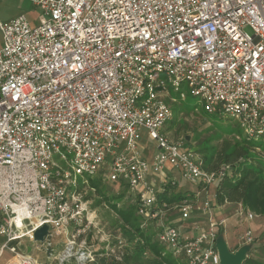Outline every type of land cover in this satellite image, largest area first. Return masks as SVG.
I'll list each match as a JSON object with an SVG mask.
<instances>
[{
  "label": "built area",
  "instance_id": "2783aa9c",
  "mask_svg": "<svg viewBox=\"0 0 264 264\" xmlns=\"http://www.w3.org/2000/svg\"><path fill=\"white\" fill-rule=\"evenodd\" d=\"M29 1L40 24L0 22V263L93 264L88 237L99 224L84 192L98 176L126 187L146 222L171 205L190 219V195L170 205L158 194L178 175L217 186L231 167L208 172L162 133L171 89L185 97L187 86L206 113L264 138V0ZM143 130L157 145L151 162ZM202 211L211 214L208 200ZM216 239L215 225L194 236L169 225L157 242L185 264H221ZM27 241L37 255L18 251ZM252 242L249 232L243 245Z\"/></svg>",
  "mask_w": 264,
  "mask_h": 264
},
{
  "label": "rangeland",
  "instance_id": "374dc122",
  "mask_svg": "<svg viewBox=\"0 0 264 264\" xmlns=\"http://www.w3.org/2000/svg\"><path fill=\"white\" fill-rule=\"evenodd\" d=\"M21 15H24L32 26H37L43 19V11L35 7L29 0H0V22L10 21ZM3 47L4 37L0 31V49ZM167 83H170V81H167ZM182 91L185 97L173 89L169 93L163 94L169 102L173 117L163 128L162 133L172 142L184 143V147L180 149V152H193L197 159L204 162L210 159L213 152L221 151L226 143H238L246 139L238 119L227 114L206 113L204 102L200 98L194 97L187 86H184ZM248 143L258 146L260 149L250 154L251 159L247 164H259L262 167L264 178V138L252 140ZM139 145L144 157L151 162L152 153L155 152L157 145L144 130L141 133ZM107 161H112V157L108 156ZM93 180L98 181V187L96 189L92 188L89 183L88 189L84 192L86 198L91 201L92 210L96 213L99 224V228L88 237L89 245L97 251V260L93 264H158L161 262L159 258L150 252L144 253L142 257L137 256V245L140 243L141 238L131 230L130 226L118 213V210L129 213L128 210L136 206L132 202L133 197H131L132 194L128 189L126 187L123 189L121 184H115L108 179L101 181L99 176ZM160 180L155 179L156 182ZM176 181L177 186L169 192V197L178 191L184 194L191 190L189 193L191 198L195 195L192 193L193 191L198 190V192H201L198 197H194L192 200L189 198V204L192 205L190 219L188 221L182 220L179 205H171L162 209L159 219L153 222H146L143 218L137 216L136 212L135 214L131 212V217L136 218L140 228L143 229L144 237L151 238V241L155 243L158 241V235L163 226L175 225L181 233L194 236L199 232L208 231L212 225H215L217 238L223 236L237 251L243 246V238L251 232L253 242L248 256L259 262H264L263 216L258 215L243 204L219 206L214 199L217 186L198 187L196 184L185 181L179 175ZM189 194H185V197L182 195V201L187 199L186 195ZM206 200L210 202L211 214H205L202 211ZM112 205L116 206V209ZM240 210H243V212L240 213ZM221 211L224 214H221ZM248 214L254 216L252 221L248 219ZM222 220L225 221V224L220 227L219 224ZM130 233H134L135 238L133 240L129 236ZM3 241V238L0 237V243ZM159 246L161 250L160 257H167L175 261V264H185L170 249L160 244ZM35 247L36 244L31 245L27 241L24 246L18 248V251H28L37 255ZM7 258L9 256L5 255L4 260H7ZM40 261L48 263L47 257L44 255H40ZM0 264L6 263L4 261Z\"/></svg>",
  "mask_w": 264,
  "mask_h": 264
},
{
  "label": "trees",
  "instance_id": "16d2710c",
  "mask_svg": "<svg viewBox=\"0 0 264 264\" xmlns=\"http://www.w3.org/2000/svg\"><path fill=\"white\" fill-rule=\"evenodd\" d=\"M252 140L255 139L246 138L238 143H226V145L222 147L221 151L213 152L210 159L208 161H204V165L208 172H216L223 166L231 167L230 175H227L224 179L220 180L217 185L215 196L219 206H223L225 204H243L245 207L264 217V178L262 176V167L259 164H247L251 159L250 154L255 150L260 149V147L253 146L248 143ZM97 180H89L92 188L96 189L98 187ZM99 180L103 181V178H99ZM122 187L123 189L125 188L124 186ZM174 188V186L168 185L163 192L159 193V202H166L170 205L179 203L183 199L182 195L184 196L185 194H189L191 192L190 190L188 193L183 194L178 191L169 197V192H171ZM195 196L196 195H193L192 198ZM112 206L116 209V206ZM133 207L128 210L129 213L122 210H118V213L127 225L130 226L131 230L139 238H141V241L145 239L143 242L140 241L137 245V256L142 257L144 253L146 254V252H150L161 260L158 264H175V261L167 257H160L161 250L158 242L153 243L151 238L144 237V231L140 228L139 222L136 218H133L130 215L132 213L135 214V212L137 214L136 206ZM134 233L129 234L132 240L135 238ZM244 264H264V262L248 258Z\"/></svg>",
  "mask_w": 264,
  "mask_h": 264
},
{
  "label": "water",
  "instance_id": "95a60500",
  "mask_svg": "<svg viewBox=\"0 0 264 264\" xmlns=\"http://www.w3.org/2000/svg\"><path fill=\"white\" fill-rule=\"evenodd\" d=\"M189 139L187 138V141ZM49 227L47 225L38 229L35 233V241L37 243H44L45 237L48 235ZM216 249L220 256L221 264H244L249 258L248 253L251 250V245H243L237 251H232L227 241L223 236L216 239ZM50 250L48 251V254Z\"/></svg>",
  "mask_w": 264,
  "mask_h": 264
},
{
  "label": "crops",
  "instance_id": "0c3cea01",
  "mask_svg": "<svg viewBox=\"0 0 264 264\" xmlns=\"http://www.w3.org/2000/svg\"><path fill=\"white\" fill-rule=\"evenodd\" d=\"M6 22H8V21H6ZM2 23H4V22H2ZM192 193H194L195 195H200V194H201V192H200V191L198 192V190H197V191H193ZM189 195H190V194H189ZM220 213H221V214H224V212H222V211H221ZM227 228H228V227H227ZM226 241H227V243H228L229 248H230L232 251H236V249L233 248L234 246H231L228 240H226Z\"/></svg>",
  "mask_w": 264,
  "mask_h": 264
}]
</instances>
